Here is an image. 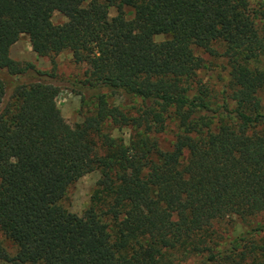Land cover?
<instances>
[{"label": "trees", "instance_id": "1", "mask_svg": "<svg viewBox=\"0 0 264 264\" xmlns=\"http://www.w3.org/2000/svg\"><path fill=\"white\" fill-rule=\"evenodd\" d=\"M22 34L52 62L69 50L86 64L64 82L82 121L57 106L55 66L11 57ZM198 50L223 60L221 102ZM263 94L264 0H0V233L13 247L0 239V260L264 264V220L228 243L217 228L264 215ZM91 171L87 212L68 217V188Z\"/></svg>", "mask_w": 264, "mask_h": 264}, {"label": "rangeland", "instance_id": "2", "mask_svg": "<svg viewBox=\"0 0 264 264\" xmlns=\"http://www.w3.org/2000/svg\"><path fill=\"white\" fill-rule=\"evenodd\" d=\"M251 7L257 5V0H248ZM115 10L110 9V16H114ZM54 23H62L65 21V17L59 13L54 12L52 16ZM162 36H157L156 39H161ZM197 53L203 56L207 61L210 60L208 67L200 72V77L208 86H210L215 95V103L222 101V95L219 93L226 86L228 79L227 72L223 69V60L221 58L208 57L201 50ZM11 57L15 60L31 62L38 69L51 70L55 66V73L60 79L59 92L56 98L57 106L61 111V114L65 122L69 125H74L77 122L82 121L85 111L81 112L79 95L70 91V89L64 84L68 79H79L83 75V71L86 69V64H76L73 61L72 54L69 50H64L54 57V62L51 61L48 56H40L33 48L28 35L22 34L20 38L11 47ZM66 80V81H65ZM264 97V94H263ZM117 101H121L117 98ZM173 122L169 123L166 130L161 132L160 141L163 146H168L173 139ZM113 134H123L126 136L129 134L127 128L113 131ZM99 177L98 171H91L80 178H78L68 188L65 199L63 200V206L66 209L68 217L80 216L83 217L88 209L90 203V195L94 188L95 182ZM264 220V215H260L257 218H253L250 224L231 220L230 222L218 223L217 228H222V234L224 236L223 242L228 243L235 236L246 232L252 231L257 228L259 224ZM258 238H264V227L257 232ZM0 239L9 251L13 250L11 242L0 233ZM0 264H10L7 261L0 260ZM180 264H203L201 257L191 258Z\"/></svg>", "mask_w": 264, "mask_h": 264}]
</instances>
